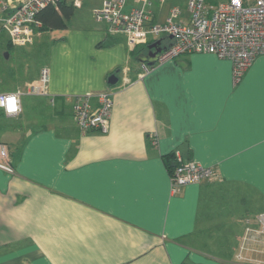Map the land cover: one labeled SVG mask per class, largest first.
Listing matches in <instances>:
<instances>
[{
  "label": "crops",
  "instance_id": "crops-1",
  "mask_svg": "<svg viewBox=\"0 0 264 264\" xmlns=\"http://www.w3.org/2000/svg\"><path fill=\"white\" fill-rule=\"evenodd\" d=\"M102 2L83 0V24L75 10L68 27L24 47L38 48L39 73L0 92L26 91L50 71L49 96L25 95L19 116L0 117L15 168L0 170V264H264L263 243L242 249L264 213V56L240 82L232 62L212 54L180 55L141 75L150 44L131 49L96 22ZM166 4L153 6L158 23ZM10 44L1 33L0 45ZM101 92L114 101L109 132L83 133L72 97ZM177 155L218 178L173 193Z\"/></svg>",
  "mask_w": 264,
  "mask_h": 264
},
{
  "label": "built area",
  "instance_id": "built-area-1",
  "mask_svg": "<svg viewBox=\"0 0 264 264\" xmlns=\"http://www.w3.org/2000/svg\"><path fill=\"white\" fill-rule=\"evenodd\" d=\"M60 0H0V34L6 33L16 47H28L41 35L42 22L38 18L45 8L54 5L58 9ZM80 8L83 0H70ZM166 0H103L102 6L95 10V20L108 26L112 34H124L128 46L136 49L151 40L154 43L163 37L172 43L159 54L157 63L172 60L184 54H212L219 59L230 60L233 76L240 82L255 60L264 56V0H221L213 5L210 0H186V14L174 5L164 22L155 21L153 6ZM184 15H187L185 17ZM156 41V42H155ZM145 75L154 66L143 65ZM50 71L44 67L38 85L26 91L0 93V111L5 117L20 115L21 97L25 95L49 96ZM73 98V118L83 133L98 132L107 134L114 101L111 93L101 92ZM96 99L98 105H92ZM55 104L56 97L50 96ZM178 162L171 175L173 193L187 185L200 184L218 178V171L196 162ZM0 170L15 174L9 149L0 143ZM259 229L257 234L264 236V213L256 217ZM252 227L246 228L242 249L251 243H263L256 238Z\"/></svg>",
  "mask_w": 264,
  "mask_h": 264
},
{
  "label": "rangeland",
  "instance_id": "rangeland-1",
  "mask_svg": "<svg viewBox=\"0 0 264 264\" xmlns=\"http://www.w3.org/2000/svg\"><path fill=\"white\" fill-rule=\"evenodd\" d=\"M220 2L221 0H210V3L215 6ZM174 5L180 6L186 14V0H167L166 7H172ZM87 15L88 10L86 7L76 8L74 23L79 25L83 24V20H88ZM184 16L187 17V15ZM13 48L15 47L5 48L0 45V92L15 90L16 88L24 86V79H29L31 76L37 75L42 65V58H37L36 56L38 55L37 47L28 49H25L26 47ZM7 53L9 55L8 59L5 56ZM24 99L28 100L29 96H25Z\"/></svg>",
  "mask_w": 264,
  "mask_h": 264
},
{
  "label": "trees",
  "instance_id": "trees-1",
  "mask_svg": "<svg viewBox=\"0 0 264 264\" xmlns=\"http://www.w3.org/2000/svg\"><path fill=\"white\" fill-rule=\"evenodd\" d=\"M76 7L72 5V2L70 0H60L58 2V9L54 5L49 6L41 11L38 18L41 20L43 26L41 29V34L45 32H49L55 29H64L68 27V23L72 19L74 13H75ZM156 42V41H155ZM150 45L154 44V42L148 43ZM148 44L144 45L147 46ZM149 46V45H148ZM11 44L8 45V48H11ZM138 48V47H137ZM145 49V47H144ZM144 59L141 58V61ZM145 65H148L144 63ZM5 117L4 113L0 111V117ZM175 157V155H172L170 157H167L168 162L172 160V158ZM177 162H175L174 166L172 164H169V170L170 174L172 175L175 169V165Z\"/></svg>",
  "mask_w": 264,
  "mask_h": 264
},
{
  "label": "water",
  "instance_id": "water-1",
  "mask_svg": "<svg viewBox=\"0 0 264 264\" xmlns=\"http://www.w3.org/2000/svg\"><path fill=\"white\" fill-rule=\"evenodd\" d=\"M161 43H162V40H159L158 42L149 46V50H150L149 57L150 58L144 59L143 60L144 63H147L149 66H154L157 63L159 54L165 49L164 47H162ZM153 49H156V50L153 51ZM5 56L6 58H8V53ZM117 82H118V79L115 76H112L110 78L111 85H115Z\"/></svg>",
  "mask_w": 264,
  "mask_h": 264
}]
</instances>
